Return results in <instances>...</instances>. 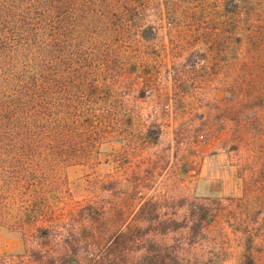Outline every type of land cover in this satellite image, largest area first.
Masks as SVG:
<instances>
[{
  "label": "rangeland",
  "instance_id": "rangeland-1",
  "mask_svg": "<svg viewBox=\"0 0 264 264\" xmlns=\"http://www.w3.org/2000/svg\"><path fill=\"white\" fill-rule=\"evenodd\" d=\"M226 3L168 0L170 19L153 0L99 142L35 221L0 227V264H243L248 239L264 264V0L235 28Z\"/></svg>",
  "mask_w": 264,
  "mask_h": 264
},
{
  "label": "trees",
  "instance_id": "trees-1",
  "mask_svg": "<svg viewBox=\"0 0 264 264\" xmlns=\"http://www.w3.org/2000/svg\"><path fill=\"white\" fill-rule=\"evenodd\" d=\"M162 1L174 18L179 10ZM262 1L226 0L225 21L235 28L241 9L250 15ZM152 2L0 0V227L35 221L47 206L41 193L59 189L63 169L90 156L100 101L113 96L130 50L154 36L144 24ZM194 213L197 231L204 212ZM250 248L248 239L243 264L254 263Z\"/></svg>",
  "mask_w": 264,
  "mask_h": 264
}]
</instances>
